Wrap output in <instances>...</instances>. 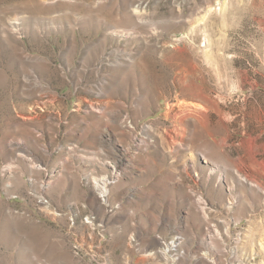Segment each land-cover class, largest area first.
<instances>
[{"label": "rangeland", "instance_id": "obj_1", "mask_svg": "<svg viewBox=\"0 0 264 264\" xmlns=\"http://www.w3.org/2000/svg\"><path fill=\"white\" fill-rule=\"evenodd\" d=\"M0 264H264V0H0Z\"/></svg>", "mask_w": 264, "mask_h": 264}, {"label": "bare ground", "instance_id": "obj_2", "mask_svg": "<svg viewBox=\"0 0 264 264\" xmlns=\"http://www.w3.org/2000/svg\"><path fill=\"white\" fill-rule=\"evenodd\" d=\"M137 12V11H136ZM148 128V127H147ZM108 183V182H107ZM100 184V183H99ZM109 184V183H108ZM107 184V185H108ZM101 185V184H100ZM107 185L104 184L101 188V192L99 193L100 194V198H102L101 200L105 201V197L107 196V193H108V189H107ZM100 189V188H99ZM109 195V194H108ZM105 203V202H104ZM168 252H170V249H166L164 251V255L168 254Z\"/></svg>", "mask_w": 264, "mask_h": 264}]
</instances>
